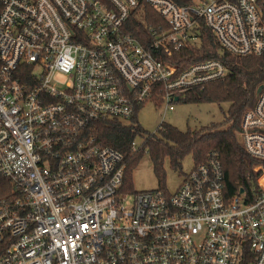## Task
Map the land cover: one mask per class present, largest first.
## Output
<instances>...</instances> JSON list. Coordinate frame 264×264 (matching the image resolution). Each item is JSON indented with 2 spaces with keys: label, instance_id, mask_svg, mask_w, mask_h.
<instances>
[{
  "label": "built area",
  "instance_id": "2783aa9c",
  "mask_svg": "<svg viewBox=\"0 0 264 264\" xmlns=\"http://www.w3.org/2000/svg\"><path fill=\"white\" fill-rule=\"evenodd\" d=\"M145 4L165 26L148 24ZM202 22L221 50L264 53L257 0H0V264H264V170L249 202L224 194L217 152L174 192L130 193L122 154L90 131L150 100L166 115L225 77L218 59L170 61L199 44ZM238 138L264 162V84Z\"/></svg>",
  "mask_w": 264,
  "mask_h": 264
},
{
  "label": "trees",
  "instance_id": "16d2710c",
  "mask_svg": "<svg viewBox=\"0 0 264 264\" xmlns=\"http://www.w3.org/2000/svg\"><path fill=\"white\" fill-rule=\"evenodd\" d=\"M179 6L193 4V0H172ZM264 21V0H257ZM147 22L152 26H165L164 19L157 11L145 4ZM130 31L144 44L149 42L142 22L132 17ZM201 41L192 47H184L170 61L184 69L187 65L201 60L218 59L228 69V74L215 81L195 87L185 92L179 102L229 104L225 119L197 131H182L167 123H162L158 134L146 133L138 121V114L130 122L100 120L90 125L96 141L116 149L123 156L125 164L123 188L130 193L133 189L131 175L139 165L146 149L154 164V172L159 181L165 178L164 162L169 159L173 169H181L183 160L191 155L195 164L204 162L211 152L219 154L225 174L224 194L228 199L242 196L252 201L259 192L258 179L263 173L264 162L251 157L239 142L238 134L244 112L255 105L258 88L264 84V53L261 55L234 56L221 50L213 33L202 22ZM178 102V103H179ZM144 134L145 141L140 148L132 150L131 143L137 135ZM261 166V167H260ZM1 185L10 183L2 180ZM243 189V193L240 190ZM3 194L0 193V196Z\"/></svg>",
  "mask_w": 264,
  "mask_h": 264
},
{
  "label": "rangeland",
  "instance_id": "374dc122",
  "mask_svg": "<svg viewBox=\"0 0 264 264\" xmlns=\"http://www.w3.org/2000/svg\"><path fill=\"white\" fill-rule=\"evenodd\" d=\"M203 1L206 0H193L194 3H202ZM174 106L175 109L165 115V105L150 100L139 111L138 121L146 133L149 134H158V128L162 120L182 131H197L213 123L223 122L225 119L224 112L227 111L229 104L179 102ZM145 137L144 134H140L134 140L139 146H142ZM194 164L193 157L189 155L183 160L182 168L176 170L170 166L169 159H165L164 169L166 175L161 183L154 172V164L147 148L139 165L132 172L133 189L135 191L162 189L174 192L181 185L185 175L193 168Z\"/></svg>",
  "mask_w": 264,
  "mask_h": 264
},
{
  "label": "water",
  "instance_id": "95a60500",
  "mask_svg": "<svg viewBox=\"0 0 264 264\" xmlns=\"http://www.w3.org/2000/svg\"><path fill=\"white\" fill-rule=\"evenodd\" d=\"M262 89V85L258 88L257 92L259 93ZM241 193H243V189L240 190Z\"/></svg>",
  "mask_w": 264,
  "mask_h": 264
},
{
  "label": "bare ground",
  "instance_id": "6f19581e",
  "mask_svg": "<svg viewBox=\"0 0 264 264\" xmlns=\"http://www.w3.org/2000/svg\"><path fill=\"white\" fill-rule=\"evenodd\" d=\"M261 183L264 184V178L261 179Z\"/></svg>",
  "mask_w": 264,
  "mask_h": 264
}]
</instances>
